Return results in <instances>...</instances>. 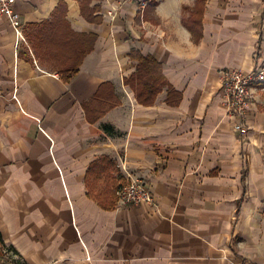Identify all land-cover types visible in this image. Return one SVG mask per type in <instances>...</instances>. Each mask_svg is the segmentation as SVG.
Returning a JSON list of instances; mask_svg holds the SVG:
<instances>
[{"label":"crops","instance_id":"crops-1","mask_svg":"<svg viewBox=\"0 0 264 264\" xmlns=\"http://www.w3.org/2000/svg\"><path fill=\"white\" fill-rule=\"evenodd\" d=\"M83 1L0 16V244L22 264H264V85L246 133L220 91L221 70L264 60V0H204L198 41L184 22L198 0ZM64 12L68 41L95 36L70 82L37 43ZM133 51L162 63L179 104L167 87L138 101ZM131 177L154 203L117 205Z\"/></svg>","mask_w":264,"mask_h":264},{"label":"trees","instance_id":"trees-1","mask_svg":"<svg viewBox=\"0 0 264 264\" xmlns=\"http://www.w3.org/2000/svg\"><path fill=\"white\" fill-rule=\"evenodd\" d=\"M88 0H84L82 3L87 4ZM204 0H198V4L194 8L192 16L185 19L187 27L191 30L194 38L198 41L202 32V12H203ZM65 12L59 15L57 18V24L51 27H47L46 24L40 25V34L38 36L37 43L39 46L49 52V57H57L63 52L60 51L67 45L73 50L70 56L65 59V64H59V74L65 82H70L71 79L78 73L86 55L93 49V43L95 40L94 35L80 34L79 39L75 43L68 41V37L72 36V33L66 32V20H64ZM89 17L92 15H88ZM52 24V23H50ZM199 30V33L197 32ZM74 44V45H73ZM36 46V42L34 43ZM132 58L138 60L136 73L132 80H137V84H132L136 97L140 103L152 104L155 97L160 93L164 87H167L168 103L172 105L179 104L182 94L177 91L166 79L163 74V65L150 55H143L139 52L133 51ZM110 107V106H109ZM88 115L91 113L88 111ZM15 251V250H14ZM15 253V252H14ZM12 264H22L16 258H13Z\"/></svg>","mask_w":264,"mask_h":264},{"label":"built area","instance_id":"built-area-1","mask_svg":"<svg viewBox=\"0 0 264 264\" xmlns=\"http://www.w3.org/2000/svg\"><path fill=\"white\" fill-rule=\"evenodd\" d=\"M17 0H0V16L11 21L20 18V12L16 8ZM137 5L143 12L153 0H127ZM111 16L115 15L112 10L108 11ZM221 72V93L228 116L234 120V129L241 133H246L248 126L246 116L252 107L257 89L264 85V60L260 65L250 70L239 68L223 69ZM3 93L0 91V99ZM12 98H17L13 94ZM115 196L118 206L138 203H154V195L141 177H131L121 181L115 188Z\"/></svg>","mask_w":264,"mask_h":264},{"label":"rangeland","instance_id":"rangeland-1","mask_svg":"<svg viewBox=\"0 0 264 264\" xmlns=\"http://www.w3.org/2000/svg\"><path fill=\"white\" fill-rule=\"evenodd\" d=\"M63 52V51H62ZM67 58L66 55L60 54L57 57H50V59H52L53 61H51L50 63L52 64V66H54L57 63H63L65 64V59ZM6 249V250H4ZM13 258H15L13 256V253L8 250L5 246H2L0 244V264H12L13 263ZM17 258V257H16Z\"/></svg>","mask_w":264,"mask_h":264}]
</instances>
